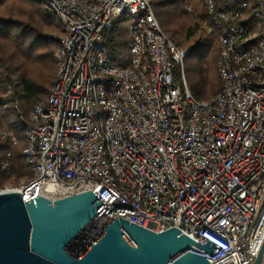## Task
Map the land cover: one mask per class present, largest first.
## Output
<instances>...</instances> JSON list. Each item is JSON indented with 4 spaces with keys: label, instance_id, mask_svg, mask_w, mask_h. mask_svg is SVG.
Masks as SVG:
<instances>
[{
    "label": "built area",
    "instance_id": "2783aa9c",
    "mask_svg": "<svg viewBox=\"0 0 264 264\" xmlns=\"http://www.w3.org/2000/svg\"><path fill=\"white\" fill-rule=\"evenodd\" d=\"M41 1L62 33L53 84L25 123L33 177L18 189L23 200L91 191L103 207L87 242L120 217L210 241L209 264H252L264 243V0L229 9L204 0L220 47L221 88L208 102L192 97L186 52L149 0ZM125 16L130 65L121 68L107 59L104 33Z\"/></svg>",
    "mask_w": 264,
    "mask_h": 264
},
{
    "label": "trees",
    "instance_id": "16d2710c",
    "mask_svg": "<svg viewBox=\"0 0 264 264\" xmlns=\"http://www.w3.org/2000/svg\"><path fill=\"white\" fill-rule=\"evenodd\" d=\"M239 1L215 0L226 9L236 8ZM149 4L169 41L186 52L183 72L192 97L198 102L210 101L221 88L217 68L220 47L219 31L204 0H149ZM122 20L104 33L107 59L121 68L130 65L129 27L120 28ZM248 26H252L250 19ZM61 33L60 22L47 15L41 0H0V191L26 185L33 177L23 156L25 123L53 84L57 44L53 36ZM180 73V67L175 66V82ZM3 162H7L4 168Z\"/></svg>",
    "mask_w": 264,
    "mask_h": 264
},
{
    "label": "water",
    "instance_id": "95a60500",
    "mask_svg": "<svg viewBox=\"0 0 264 264\" xmlns=\"http://www.w3.org/2000/svg\"><path fill=\"white\" fill-rule=\"evenodd\" d=\"M102 207L91 191L53 201L0 191V264H209L210 241L202 246L175 227L154 232L120 217L87 242L85 228Z\"/></svg>",
    "mask_w": 264,
    "mask_h": 264
},
{
    "label": "rangeland",
    "instance_id": "374dc122",
    "mask_svg": "<svg viewBox=\"0 0 264 264\" xmlns=\"http://www.w3.org/2000/svg\"><path fill=\"white\" fill-rule=\"evenodd\" d=\"M132 24V18L131 16H125L121 22H119V27H129ZM208 31V28H207ZM19 189L20 186L12 187V188H6L5 190H11V189ZM4 191V190H3ZM92 229V228H91ZM87 233V232H86ZM88 235V234H87ZM91 237H93V232L90 233Z\"/></svg>",
    "mask_w": 264,
    "mask_h": 264
},
{
    "label": "bare ground",
    "instance_id": "6f19581e",
    "mask_svg": "<svg viewBox=\"0 0 264 264\" xmlns=\"http://www.w3.org/2000/svg\"><path fill=\"white\" fill-rule=\"evenodd\" d=\"M16 190H18V188L16 189ZM86 231H88V229L86 230ZM89 232V231H88ZM86 233V232H85ZM86 235V234H85Z\"/></svg>",
    "mask_w": 264,
    "mask_h": 264
}]
</instances>
